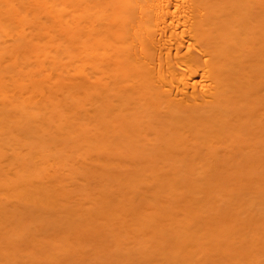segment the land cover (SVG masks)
<instances>
[{"label": "bare ground", "instance_id": "bare-ground-1", "mask_svg": "<svg viewBox=\"0 0 264 264\" xmlns=\"http://www.w3.org/2000/svg\"><path fill=\"white\" fill-rule=\"evenodd\" d=\"M198 251L264 264V0H0V264Z\"/></svg>", "mask_w": 264, "mask_h": 264}, {"label": "rangeland", "instance_id": "rangeland-1", "mask_svg": "<svg viewBox=\"0 0 264 264\" xmlns=\"http://www.w3.org/2000/svg\"><path fill=\"white\" fill-rule=\"evenodd\" d=\"M78 207H79V206H77L76 208H78ZM69 249H70V248H69ZM201 252H202V251H201ZM201 252L198 251V254H199V255H198V254H197L198 256L195 255V257H196V258H195V259H196L195 262H196L197 264H198L199 262H200L199 264H202V263L204 264V262H205V260H206V257H207V256H204L203 253H202V256H201V254H200ZM198 257H200V258H198ZM213 258H214V257H210L209 260H211V259H213ZM198 259H199V262H198ZM202 259H203V260H202ZM203 261H204V262H203ZM227 261H228V260H227ZM224 262H226V261L224 260Z\"/></svg>", "mask_w": 264, "mask_h": 264}]
</instances>
